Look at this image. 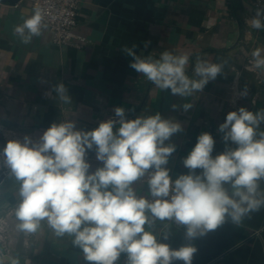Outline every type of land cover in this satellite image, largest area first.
Wrapping results in <instances>:
<instances>
[{
    "label": "crops",
    "instance_id": "1",
    "mask_svg": "<svg viewBox=\"0 0 264 264\" xmlns=\"http://www.w3.org/2000/svg\"><path fill=\"white\" fill-rule=\"evenodd\" d=\"M78 1L77 33L84 45L82 49H63L53 44L47 29L24 44L15 28L33 14L31 0L14 5L0 0V150L9 139L22 140L25 135L38 139L53 122L71 119L77 129L92 130L102 121L116 119V107L125 108L128 119L159 112L183 127L166 141L176 145L166 165L175 179L188 172L183 158L201 132L213 135V155L218 154L225 147L218 126L228 112L240 107L254 112L264 109V70L250 65L255 49L264 55V30L246 23L255 15L251 0ZM146 41H151L148 47ZM132 45L142 57L159 58L163 51L188 54L190 76L197 56L214 63L228 62L203 92L185 100L156 88L129 66L131 57L122 49ZM58 83L67 88L71 104L56 101L54 93L46 95ZM245 87L247 95L242 96ZM185 102L193 105L187 112L182 109ZM173 104L178 105L175 110ZM86 159L91 171L102 166L95 151H88ZM9 171L0 156V253L4 264L13 260L19 264H89L71 237H57L46 223L32 234L17 230V186ZM260 187L264 190V181ZM155 231L158 235L170 232L164 242L172 248L194 245L197 252L192 264H264V207L239 225L227 220L191 241L184 238L185 228L174 223L158 222ZM126 261L127 255L122 253L117 264Z\"/></svg>",
    "mask_w": 264,
    "mask_h": 264
},
{
    "label": "clouds",
    "instance_id": "2",
    "mask_svg": "<svg viewBox=\"0 0 264 264\" xmlns=\"http://www.w3.org/2000/svg\"><path fill=\"white\" fill-rule=\"evenodd\" d=\"M246 23L264 30V7H258ZM46 28L44 13L37 8L15 32L28 44ZM135 49L136 45L122 49L131 57L129 66L156 88L185 100L203 92L228 62L197 56L190 76L188 54L163 51L159 58L142 57ZM250 65L264 70L261 49L252 52ZM246 68L250 70L249 65ZM53 93L56 101L72 103L63 83L53 85L46 95ZM240 95H247V87ZM192 106L185 102L182 109L187 112ZM114 114L116 119L102 121L92 130L77 129L76 122L68 119L53 122L38 139L25 135L22 140H7L0 156L17 186L14 214L19 232L36 233L46 223L57 237H71L89 264H117L122 253L127 255L126 264H192L197 248L190 243L172 248L164 242L170 232L156 233L158 222L184 226V238L191 241L227 220L239 225L264 207L260 187L264 109L240 107L228 112L218 126L225 145L218 154L213 155V135L201 132L183 158L188 172L175 179L166 165L176 145L166 141L183 131L182 124L159 112L128 119L125 108L116 107ZM90 150L102 165L94 171L86 159ZM145 178L147 189L142 190L138 184ZM0 264H4L2 253Z\"/></svg>",
    "mask_w": 264,
    "mask_h": 264
},
{
    "label": "built area",
    "instance_id": "3",
    "mask_svg": "<svg viewBox=\"0 0 264 264\" xmlns=\"http://www.w3.org/2000/svg\"><path fill=\"white\" fill-rule=\"evenodd\" d=\"M255 9L264 7V0H251ZM33 10L44 13V22L55 46L66 49H82L84 39L77 33L79 18L78 0H31ZM146 179L139 185L147 188Z\"/></svg>",
    "mask_w": 264,
    "mask_h": 264
},
{
    "label": "water",
    "instance_id": "4",
    "mask_svg": "<svg viewBox=\"0 0 264 264\" xmlns=\"http://www.w3.org/2000/svg\"><path fill=\"white\" fill-rule=\"evenodd\" d=\"M6 1H8L9 3H11V4H16L19 0H6ZM184 227V226H183Z\"/></svg>",
    "mask_w": 264,
    "mask_h": 264
},
{
    "label": "rangeland",
    "instance_id": "5",
    "mask_svg": "<svg viewBox=\"0 0 264 264\" xmlns=\"http://www.w3.org/2000/svg\"><path fill=\"white\" fill-rule=\"evenodd\" d=\"M1 210V209H0ZM2 210H4V209H2ZM2 214H5L4 212H2Z\"/></svg>",
    "mask_w": 264,
    "mask_h": 264
}]
</instances>
